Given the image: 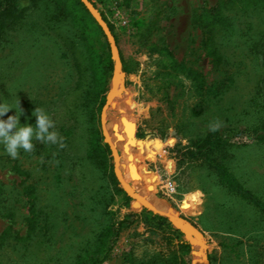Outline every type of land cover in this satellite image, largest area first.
Returning <instances> with one entry per match:
<instances>
[{
	"label": "rangeland",
	"instance_id": "374dc122",
	"mask_svg": "<svg viewBox=\"0 0 264 264\" xmlns=\"http://www.w3.org/2000/svg\"><path fill=\"white\" fill-rule=\"evenodd\" d=\"M61 1L62 12L56 0H37L0 40V103L13 107L0 119L20 102V124L35 127L41 107L66 144L34 140L17 159L0 144V264H56L128 214L134 222L98 264L151 255L161 234L153 215L189 244V264H204L192 255L202 243L191 245L192 231L176 229L171 214L199 232L209 264H264V143L240 133L256 120L264 85V9L256 0H89L114 37L119 74L104 34L74 1ZM107 95L114 98L104 110ZM215 121L216 135L240 133L236 146L209 163L187 160L185 150ZM108 138L130 153L122 159L115 146L134 196L118 182Z\"/></svg>",
	"mask_w": 264,
	"mask_h": 264
},
{
	"label": "trees",
	"instance_id": "16d2710c",
	"mask_svg": "<svg viewBox=\"0 0 264 264\" xmlns=\"http://www.w3.org/2000/svg\"><path fill=\"white\" fill-rule=\"evenodd\" d=\"M36 1L37 0H0V40L3 38V36L9 29L14 28L22 22V20L26 16L27 11H29L32 7L36 5ZM56 1H58V10L60 12L65 10L63 2L61 0ZM72 1H74L82 9V11H84L91 18L93 27L97 31V34L103 35L101 29L86 11L81 2L79 0ZM241 1H244L245 7L250 5L248 0ZM255 2L257 3L260 9H264V0H256ZM255 2H251V5L255 4ZM209 14L212 15V13ZM154 19L155 17H150L148 19V22L146 23L147 35H149L155 27L156 23ZM209 41H211V39H208V42ZM258 43H261V41ZM256 49H258V46L256 47ZM215 50V48H212V50L209 52V56L214 58L215 62L219 63L221 59L218 57L217 52ZM108 61L110 65L109 68L112 69L113 63L110 60V57ZM168 65L173 70L179 66L175 61L171 60L168 62ZM188 75H190L194 79L192 73L188 72ZM255 98L256 101L254 108H256V111L254 114L257 115L256 120L252 125L248 126L246 131L240 133H246L250 135L254 141L258 143H264V85L259 87ZM216 133L217 132L208 133V135L203 140L192 142V146L185 150L183 156L190 161H208L209 163V155L215 152L226 151L228 148L236 146V144L232 142L231 139L232 137H237L238 135H240V133L238 132H235L234 134H228L225 132L219 135H216ZM115 146L119 148L120 152L123 154L122 159H126L130 156V153H127L121 145L118 146L115 144ZM39 155L41 154L39 153ZM220 169H217L216 171H221ZM222 171L225 172V170ZM146 202L148 204L159 205L157 202L147 199ZM149 215L151 214L149 213ZM132 217H134L132 214H128L123 220L118 223H112L108 226L105 225L104 228L100 229L98 233H96V239H94V243H92L93 240L92 242L91 240H85L80 242V244L76 248L65 252L62 255V258H60L61 260L58 261V259L56 261V264H98L109 253L110 242L116 240L120 230L134 222L131 220ZM151 220L155 222L158 230H160L161 233L158 236L159 240L153 243L156 245V250H154L151 255L145 256L144 259L139 261L130 258L129 263L189 264V253L191 249L189 244L181 241L179 237L180 233L177 230H170L169 232H165L164 224L166 219L161 216L153 215ZM199 264L202 263L199 262Z\"/></svg>",
	"mask_w": 264,
	"mask_h": 264
},
{
	"label": "clouds",
	"instance_id": "9594fccd",
	"mask_svg": "<svg viewBox=\"0 0 264 264\" xmlns=\"http://www.w3.org/2000/svg\"><path fill=\"white\" fill-rule=\"evenodd\" d=\"M11 109L13 107L7 102L0 103V117H4ZM22 112L19 102L16 115L8 116L6 120L0 119V144L4 146L6 154L12 159L19 157L21 149L31 153L35 148L34 140L45 145H59L61 149L66 147L64 137L56 130L55 121L45 109L37 107L33 112L36 117L35 127L30 124H20ZM220 127L221 122L219 121L209 124V130L213 132L219 130Z\"/></svg>",
	"mask_w": 264,
	"mask_h": 264
},
{
	"label": "water",
	"instance_id": "95a60500",
	"mask_svg": "<svg viewBox=\"0 0 264 264\" xmlns=\"http://www.w3.org/2000/svg\"><path fill=\"white\" fill-rule=\"evenodd\" d=\"M81 2V4L84 6V8L86 9V11L89 13V15L92 17V19L95 21V23L99 26V28L101 29V31L103 32L108 44H109V47H110V50H111V53H112V56H113V59H114V62H115V66H116V71L121 74V62H120V58H119V52H118V49H117V46H116V43H115V40H114V37L112 36L107 24L105 23V21L102 19V17L100 16V14L95 10L94 6L92 5V3L89 1V0H79ZM120 80L122 81L123 80V77L120 76L119 77ZM113 88V87H112ZM112 91V89H111ZM110 91V92H111ZM109 92V93H110ZM108 93V95H109ZM108 95L106 97V103H105V106H104V110H106L111 103H108ZM120 120H122V117L120 118ZM103 135H104V130H103ZM106 143V142H105ZM108 144V143H107ZM110 146V145H109ZM110 151H111V154H113V150L111 149L110 147ZM113 157V155H112ZM117 178V176H116ZM118 180V179H117ZM119 182V180H118ZM120 186L122 187V189L125 191L126 194H128L129 196H132L123 186L122 184L119 182ZM136 204V201L133 202L132 206L134 207ZM136 208V207H134ZM153 212V211H152ZM172 217H175L177 218L178 220H180V224L185 226L187 228V230L191 229L192 230V236H190L188 238V241L191 245H194L193 242H198L199 243V246L200 244H204L203 242V239L201 237V235L199 234V232L190 224L188 223L187 221H185L184 219L180 218L177 214H171ZM168 220H170V222L172 223V225L176 228V229H180V230H183L184 232H186L184 229L180 228V227H176L175 226V221L172 220V218L168 215L165 216ZM187 233V232H186ZM204 247H205V244H204ZM192 255L193 257L198 261H201L202 258L204 260V264H209L208 263V258H207V255H206V249H201V247L197 250H194L192 252ZM193 264H199L198 262H193Z\"/></svg>",
	"mask_w": 264,
	"mask_h": 264
},
{
	"label": "bare ground",
	"instance_id": "6f19581e",
	"mask_svg": "<svg viewBox=\"0 0 264 264\" xmlns=\"http://www.w3.org/2000/svg\"><path fill=\"white\" fill-rule=\"evenodd\" d=\"M113 98H114V96H110L109 98H108V102H111L112 100H113ZM105 121V120H104ZM108 141L111 143V144H113L114 145V143H113V141L111 140V139H109L108 138ZM114 147V150H115V155H116V159H115V161H116V166H117V169H118V179H119V181L121 182V184L123 185V187L132 195V196H134L135 194H134V191H133V189L126 183V181H125V179H124V177H123V175L121 174V172H119L120 171V157H119V155H118V153H117V151H116V147H115V145L113 146ZM144 202V201H143ZM145 204H147L146 202H144ZM148 205V204H147ZM153 208V207H152ZM158 209V208H157ZM159 211H162V212H166V211H164V210H161V209H159ZM177 219V218H176ZM178 222H180V220H178ZM181 228L182 229H184L186 232H187V234H189V232L188 231H192L191 229L189 230H187V228L185 227V226H183V225H181ZM194 244V243H193ZM203 247H204V244H202L201 245V249H203ZM203 259V258H202ZM203 262H204V260H203Z\"/></svg>",
	"mask_w": 264,
	"mask_h": 264
}]
</instances>
